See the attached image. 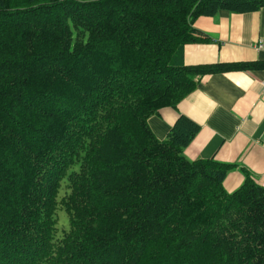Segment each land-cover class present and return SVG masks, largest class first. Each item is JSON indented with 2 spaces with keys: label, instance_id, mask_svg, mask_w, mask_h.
I'll list each match as a JSON object with an SVG mask.
<instances>
[{
  "label": "trees",
  "instance_id": "trees-1",
  "mask_svg": "<svg viewBox=\"0 0 264 264\" xmlns=\"http://www.w3.org/2000/svg\"><path fill=\"white\" fill-rule=\"evenodd\" d=\"M264 0H0V264H264V184L189 158L199 124L148 118L197 78L193 25ZM59 210L67 215V225ZM61 222V223H60Z\"/></svg>",
  "mask_w": 264,
  "mask_h": 264
},
{
  "label": "crops",
  "instance_id": "crops-1",
  "mask_svg": "<svg viewBox=\"0 0 264 264\" xmlns=\"http://www.w3.org/2000/svg\"><path fill=\"white\" fill-rule=\"evenodd\" d=\"M193 25L209 38L185 43L184 63L264 59V6L244 12L219 9L213 15H199ZM180 114L199 124L184 148L187 157L234 163L223 180L226 190L243 182L242 168L264 184V69L198 77L195 88L176 106H163L149 116V127L162 139Z\"/></svg>",
  "mask_w": 264,
  "mask_h": 264
},
{
  "label": "rangeland",
  "instance_id": "rangeland-1",
  "mask_svg": "<svg viewBox=\"0 0 264 264\" xmlns=\"http://www.w3.org/2000/svg\"><path fill=\"white\" fill-rule=\"evenodd\" d=\"M58 214H60V219H61V222L65 225H67V215L66 213L64 212V210H59L58 211ZM60 222V223H61Z\"/></svg>",
  "mask_w": 264,
  "mask_h": 264
}]
</instances>
